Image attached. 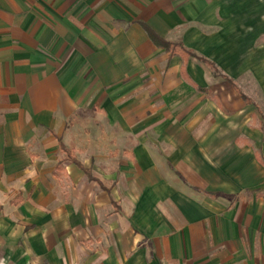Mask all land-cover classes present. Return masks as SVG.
<instances>
[{
	"label": "crops",
	"instance_id": "obj_1",
	"mask_svg": "<svg viewBox=\"0 0 264 264\" xmlns=\"http://www.w3.org/2000/svg\"><path fill=\"white\" fill-rule=\"evenodd\" d=\"M0 264H264V0H0Z\"/></svg>",
	"mask_w": 264,
	"mask_h": 264
},
{
	"label": "trees",
	"instance_id": "obj_2",
	"mask_svg": "<svg viewBox=\"0 0 264 264\" xmlns=\"http://www.w3.org/2000/svg\"><path fill=\"white\" fill-rule=\"evenodd\" d=\"M148 33L150 34V36L152 35V33H151L149 30H148ZM152 40H153L154 42L157 41V39H154L153 37H152ZM161 46H162L165 50H170V49L172 48L170 44L165 43V42L161 43ZM180 48H181V47H180ZM71 160H72L77 166L80 167V165H79L74 159L71 158ZM84 171H85V173H86L90 178H92V177H91V174H90V172H89L88 170H84Z\"/></svg>",
	"mask_w": 264,
	"mask_h": 264
}]
</instances>
